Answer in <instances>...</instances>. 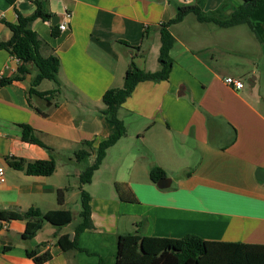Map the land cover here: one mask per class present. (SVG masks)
Segmentation results:
<instances>
[{
	"label": "crops",
	"instance_id": "obj_1",
	"mask_svg": "<svg viewBox=\"0 0 264 264\" xmlns=\"http://www.w3.org/2000/svg\"><path fill=\"white\" fill-rule=\"evenodd\" d=\"M13 1L0 0V41L12 36L7 22L16 24L18 14L30 17L37 8L36 0ZM39 1L52 19H59L57 36L52 19L38 18L31 29L40 40L41 55L59 58L60 85L44 80L39 91H58L32 96L30 103L32 69L22 80L0 88V168L6 177L0 184V208L72 211L71 198L81 197L82 172L73 173L69 164L78 162L75 154L84 142L97 146L115 131L102 115L106 91L123 87L132 60L144 71L160 69V27L176 16L179 5H196L204 16L224 21L243 0ZM251 21L254 31L246 24L200 22L194 14L172 25L176 43L169 79L139 83L120 110L125 124L140 125L135 137L142 144L134 150L131 143L121 164L112 162L110 151L128 139L126 134L108 150L92 182L83 186L91 195L95 229L80 235L82 250L64 251L56 242L57 234L74 238L73 221L64 227L46 224L25 240L26 221L13 220L0 231V264H36L27 251L37 248L52 255L44 264H117L119 237L138 229L151 237L196 235L207 241L264 245V5ZM60 23L67 29L60 31ZM20 64L0 49V78L13 77ZM227 77L245 86L230 87ZM22 125L33 128L56 153L57 169L51 176L28 175L10 165L11 160L51 157L45 148L23 141ZM107 165L115 171L109 180L114 192L95 195L90 190ZM154 166L166 172L168 188L151 180ZM115 182L127 183L138 201H122ZM65 188V202L59 205L57 191Z\"/></svg>",
	"mask_w": 264,
	"mask_h": 264
},
{
	"label": "trees",
	"instance_id": "obj_2",
	"mask_svg": "<svg viewBox=\"0 0 264 264\" xmlns=\"http://www.w3.org/2000/svg\"><path fill=\"white\" fill-rule=\"evenodd\" d=\"M13 3V0H9ZM36 11L30 17H23L18 14V23H6L11 30L12 36L8 41H0V49L9 51L21 62L17 74L10 78H0V88L15 81L22 80L26 75L35 73L32 78V88L29 91L30 97H47L58 90L41 92L37 88L44 81L49 80L57 84L60 69V60L56 56L43 57L39 51L40 40L38 35L31 29V23L41 18L50 21L52 16L44 9L43 3L36 0ZM264 5V0H243L242 4L233 12L232 16L224 21L209 18L203 15L200 7L196 5H179L176 16L161 25V50L159 56L160 69L156 72H148L140 69L134 60L131 61L126 72L122 88H113L103 96L105 108L102 115L115 126L114 133L107 139L101 141L97 146L87 141L83 143L84 148L76 152L75 159L82 162L95 154L94 162L89 165L80 175L81 182V223L75 228L74 238L69 235H55L57 244L64 250H82L79 247V237L87 230H94L92 220L91 195L83 186L90 184L94 174L103 164L108 150L116 145L127 134L124 120L120 117V110L126 100L132 95L137 85L145 81L168 80L173 69L174 59L171 50L176 39L170 28L180 23L189 14H194L200 22H213L221 27H233L241 24L248 25L253 31L252 16ZM53 28V34L59 35L58 25ZM125 46L126 43L121 42ZM131 48V47H130ZM32 106V105H31ZM42 116H48L47 112L35 108ZM22 139L31 144L45 148L50 153L49 160L24 161L11 160L10 165L28 175L51 176L57 169V155L53 149L43 143L36 135L33 128L22 125ZM90 149V151H89ZM166 176L164 169L154 166L150 169V178L157 183ZM115 189L119 198L125 202H137L136 195L131 191L130 186L125 182H115ZM68 188L57 191L58 203L63 205L65 194ZM13 220L26 221V229L23 235L25 240L33 239L46 224L56 227H64L73 221V212L70 210H52L43 213L37 208H30L25 211L0 208V231L5 223ZM141 228V224L139 225ZM27 255L36 264H44L52 259L49 252L40 253V250L32 249ZM99 264H107L101 260ZM117 264H264V245L244 244L234 242L207 241L196 235H187L181 239L151 237L141 234L138 229L133 234L121 235L118 239Z\"/></svg>",
	"mask_w": 264,
	"mask_h": 264
},
{
	"label": "rangeland",
	"instance_id": "obj_3",
	"mask_svg": "<svg viewBox=\"0 0 264 264\" xmlns=\"http://www.w3.org/2000/svg\"><path fill=\"white\" fill-rule=\"evenodd\" d=\"M50 83L52 85H54V83L52 81ZM122 113H124V112H122ZM126 124H127L126 129H127L128 139L122 140L120 142V144H118L114 148V150H112L113 152L110 151L111 155H109L108 157H109V159H111L112 162L115 161V162L120 163L122 160H124L125 149L127 147H131V143L134 146V150H136L137 147H139L140 144H142L141 142H138V140L135 137L136 131H138V129H139L138 127L140 125H138L136 127L135 125L132 126L131 124H128V123H126ZM83 148H84V146H83ZM87 148L88 147H85L84 149H87ZM92 155H95V154H92ZM94 158L95 157H89V158H87L86 160H84L82 162H79V163L77 162L75 164H69V163L68 164L71 167V171L73 173H77L78 171L83 172L89 165H91L94 162ZM125 164L126 165L129 164V162L126 161L123 165H125ZM106 167H107V169L104 172L103 177L99 178L98 182L91 188L92 190H90L95 195H97L99 193H103V195L108 196V195L111 194V192L112 193L114 192V187L111 185L109 180H111V178H113L115 171L112 172V171L108 170L109 165H107ZM123 170H125V169H123ZM72 182H74V181H72ZM100 187H102V188H100ZM70 202H71L70 203V208H71V210L73 212V217H74L73 218L74 220L72 222V226L70 228H74V227L77 226L78 222L81 221V217L79 216V214H80V212L82 210L81 197L80 196L73 197V198H71ZM47 227H50V226H47ZM44 233H46V232H44Z\"/></svg>",
	"mask_w": 264,
	"mask_h": 264
},
{
	"label": "built area",
	"instance_id": "obj_4",
	"mask_svg": "<svg viewBox=\"0 0 264 264\" xmlns=\"http://www.w3.org/2000/svg\"><path fill=\"white\" fill-rule=\"evenodd\" d=\"M66 15H67L68 18H71L72 17V15L70 13H67ZM59 29H60V31L66 30L67 29L66 23H60L59 24ZM225 83L227 85H229L230 87H233L235 89H242L245 86V83L242 80L236 79V78H233V77H227L225 79ZM5 181H6V177H5L4 169L3 168H0V184L4 183Z\"/></svg>",
	"mask_w": 264,
	"mask_h": 264
},
{
	"label": "water",
	"instance_id": "obj_5",
	"mask_svg": "<svg viewBox=\"0 0 264 264\" xmlns=\"http://www.w3.org/2000/svg\"><path fill=\"white\" fill-rule=\"evenodd\" d=\"M59 22V19L57 17H54L52 19V25H57ZM180 95H182L183 93H179ZM171 184V181L169 178H161L158 182H157V186L161 189H165L168 188ZM72 240V238H70Z\"/></svg>",
	"mask_w": 264,
	"mask_h": 264
}]
</instances>
